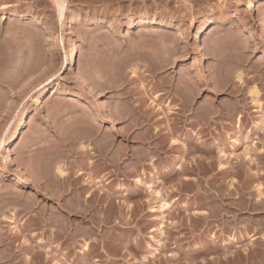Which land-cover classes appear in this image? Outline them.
<instances>
[{
  "label": "rangeland",
  "instance_id": "obj_1",
  "mask_svg": "<svg viewBox=\"0 0 264 264\" xmlns=\"http://www.w3.org/2000/svg\"><path fill=\"white\" fill-rule=\"evenodd\" d=\"M63 1L0 0V264H264V0Z\"/></svg>",
  "mask_w": 264,
  "mask_h": 264
},
{
  "label": "bare ground",
  "instance_id": "obj_2",
  "mask_svg": "<svg viewBox=\"0 0 264 264\" xmlns=\"http://www.w3.org/2000/svg\"><path fill=\"white\" fill-rule=\"evenodd\" d=\"M55 1H57V6H56V8H58V10L57 11H59V13L58 14H62V12H63V9H64V5H65V3H64V1L63 0H55ZM56 3V2H55ZM66 6V5H65ZM67 7V6H66ZM65 11V10H64ZM63 15V14H62ZM59 18H60V16H58ZM151 24H155L156 25V21H155V23H152L151 22ZM168 25V24H167ZM170 27V26H169ZM263 29H264V25H263ZM204 30H205V28L203 27V28H201V29H198V33H200L201 34V32H204ZM166 32V31H165ZM178 37H181L182 38V36H184V33H183V31H181V30H178ZM147 34H145V36H146ZM153 36V35H152ZM144 37V36H143ZM147 37V36H146ZM148 37H151V35L150 34H148ZM154 37V36H153ZM159 37V36H158ZM177 37V38H178ZM142 38V37H141ZM145 38V37H144ZM162 38V37H161ZM165 38V37H164ZM150 39V38H149ZM157 39V38H156ZM155 40V39H154ZM159 40H161V39H159ZM161 42V41H160ZM164 42V41H163ZM167 43V42H166ZM163 44V43H162ZM165 44V43H164ZM169 44H167V47H169L168 48V50H169V54H170V56H171V54L172 55H174L177 51H178V49H179V47L177 46V44H173V42L171 43V45H169ZM177 47H178V49H177ZM182 48V47H181ZM205 48V47H204ZM204 48H199V50H201V51H203V50H206V51H209L208 49H204ZM167 51V50H166ZM188 52V51H187ZM199 52V51H198ZM205 52V51H204ZM178 53V52H177ZM207 53V52H206ZM209 53V52H208ZM181 54V53H180ZM201 54V53H200ZM169 56V55H168ZM69 65L70 66H73L74 65V57H73V54L72 53H70L69 54ZM133 73V75H135V71H133L132 72ZM5 80V79H4ZM20 80V79H19ZM3 82V81H2ZM20 82V81H19ZM6 83V82H5ZM18 84V83H17ZM84 85V84H83ZM163 85V84H162ZM22 87H24V86H22ZM84 87V86H83ZM90 89V88H89ZM252 91V90H251ZM249 94H251V98H252V102L254 103V105L255 106H257V107H260V103H259V101H258V92H256L255 90L253 91V92H250ZM21 95V94H20ZM163 96V95H162ZM156 97H158V96H156ZM155 97V98H156ZM158 101V100H157ZM183 101V100H182ZM3 107V106H2ZM260 109V108H259ZM258 110V109H257ZM2 111V110H1ZM149 118V117H148ZM159 121V120H158ZM238 122H236L237 124H236V128H239V120H237ZM264 129V128H263ZM21 142V141H20ZM236 142V141H235ZM98 144V143H97ZM100 147V146H99ZM93 148H91L90 146H85L84 147V145H83V148H82V151H84V152H87V151H89L90 152V150H92ZM100 149V148H99ZM101 149H103V148H101ZM22 150V149H21ZM24 150H25V147H24ZM104 150V149H103ZM95 152V151H94ZM27 153V152H26ZM100 153H102V151L100 152ZM104 153V152H103ZM104 155V154H103ZM84 156V155H83ZM112 161H114V160H112ZM59 166V165H58ZM57 166V167H58ZM116 167V166H115ZM221 168V167H220ZM224 168V167H223ZM57 175H58V177L60 178V179H65V176H66V174H65V171H63V169H61L60 167H58L57 169ZM69 175V174H68ZM98 182V181H97ZM141 181L137 178L136 179V184L137 183H140ZM94 184H95V182H94ZM100 184V183H99ZM84 186V185H83ZM150 187H151V185H150ZM149 186H147V188H150ZM153 188V187H152ZM263 188V187H262ZM262 189H261V186H257V191H261ZM149 191H151V190H149ZM153 191V190H152ZM256 191V192H257ZM159 192V191H158ZM158 192L157 191H155L154 193H155V195H158ZM10 195V194H9ZM154 195V196H155ZM259 195V194H258ZM264 198V197H263ZM167 204V203H166ZM166 204H163V205H161V207L159 208V209H165V208H168L169 206L168 205H166ZM158 208V207H157ZM169 209V208H168ZM155 211H157V210H155ZM205 218V217H204ZM53 222H55V221H53ZM57 222H59V221H57ZM62 224V223H61ZM65 225V224H64ZM163 225V224H162ZM57 226V225H56ZM55 228V227H54ZM68 228V227H67ZM58 229V228H57ZM58 232V231H57ZM83 248H84V250H86L87 249V243H85L84 245H83ZM82 248V249H83ZM67 253V252H66Z\"/></svg>",
  "mask_w": 264,
  "mask_h": 264
}]
</instances>
